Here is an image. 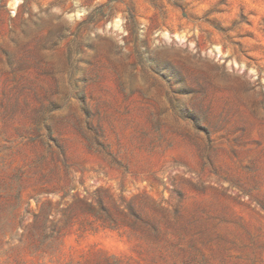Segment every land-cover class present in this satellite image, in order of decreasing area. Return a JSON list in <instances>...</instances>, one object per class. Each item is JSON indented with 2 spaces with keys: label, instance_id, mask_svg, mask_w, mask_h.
I'll return each instance as SVG.
<instances>
[{
  "label": "rangeland",
  "instance_id": "374dc122",
  "mask_svg": "<svg viewBox=\"0 0 264 264\" xmlns=\"http://www.w3.org/2000/svg\"><path fill=\"white\" fill-rule=\"evenodd\" d=\"M0 264H264V0H0Z\"/></svg>",
  "mask_w": 264,
  "mask_h": 264
}]
</instances>
